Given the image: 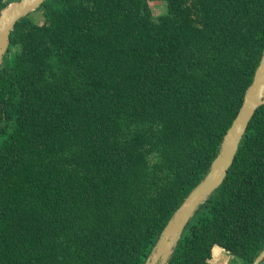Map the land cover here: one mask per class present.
<instances>
[{
  "label": "trees",
  "instance_id": "trees-1",
  "mask_svg": "<svg viewBox=\"0 0 264 264\" xmlns=\"http://www.w3.org/2000/svg\"><path fill=\"white\" fill-rule=\"evenodd\" d=\"M150 1L45 0L43 24L17 22L0 67V264H147L209 173L264 54V0H156L158 18ZM144 139L164 155L153 176ZM217 247L243 264L264 249V102L167 264H214Z\"/></svg>",
  "mask_w": 264,
  "mask_h": 264
},
{
  "label": "water",
  "instance_id": "water-1",
  "mask_svg": "<svg viewBox=\"0 0 264 264\" xmlns=\"http://www.w3.org/2000/svg\"><path fill=\"white\" fill-rule=\"evenodd\" d=\"M45 0H18L6 6L0 14V54L7 50L11 33L17 22L41 7ZM264 102V54L248 87L243 104L224 136L219 155L214 159L209 173L186 199L165 228L147 264H167L174 246L201 202L224 181L241 140L257 108ZM252 264H264V249Z\"/></svg>",
  "mask_w": 264,
  "mask_h": 264
},
{
  "label": "rangeland",
  "instance_id": "rangeland-1",
  "mask_svg": "<svg viewBox=\"0 0 264 264\" xmlns=\"http://www.w3.org/2000/svg\"><path fill=\"white\" fill-rule=\"evenodd\" d=\"M2 1H8L12 3L18 0H2ZM149 5H150V9H151V12L154 18H158L160 15L166 13V7L160 1L157 2L156 0H151L149 2ZM30 16L33 19H35V21L38 22L39 24H43L46 21V18L44 17L43 12L41 10L32 11L30 13ZM8 55L10 54L8 53L7 50L0 54V67L4 65L5 59L8 57ZM129 126H131L130 129H131L132 134H139L144 137L146 136V138L152 137V135L149 132L143 131L144 128L142 125H139V123L129 124ZM153 136H157V133H154ZM141 147L145 151H148V154H146L145 173L148 176H153L154 174H156L154 172L155 164L162 161V157L164 156L162 154V150H158L155 146H153L151 143H149L145 139ZM213 253H214V256L211 261L214 264H242L243 263L241 258L225 250L222 247H220L219 250H215V251L213 250Z\"/></svg>",
  "mask_w": 264,
  "mask_h": 264
},
{
  "label": "crops",
  "instance_id": "crops-1",
  "mask_svg": "<svg viewBox=\"0 0 264 264\" xmlns=\"http://www.w3.org/2000/svg\"><path fill=\"white\" fill-rule=\"evenodd\" d=\"M220 248V247H219ZM219 248H218V250H219ZM243 264V263H242Z\"/></svg>",
  "mask_w": 264,
  "mask_h": 264
}]
</instances>
